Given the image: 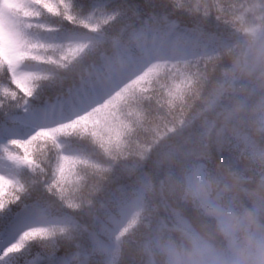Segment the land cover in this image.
<instances>
[{"label":"snow or ice","instance_id":"1","mask_svg":"<svg viewBox=\"0 0 264 264\" xmlns=\"http://www.w3.org/2000/svg\"><path fill=\"white\" fill-rule=\"evenodd\" d=\"M246 2L0 0V264H121L112 209L124 215L121 181L140 168L122 162L180 126L166 74Z\"/></svg>","mask_w":264,"mask_h":264},{"label":"clouds","instance_id":"2","mask_svg":"<svg viewBox=\"0 0 264 264\" xmlns=\"http://www.w3.org/2000/svg\"><path fill=\"white\" fill-rule=\"evenodd\" d=\"M166 75L181 123L150 152L161 174L126 177L113 206L121 264H264V0Z\"/></svg>","mask_w":264,"mask_h":264},{"label":"trees","instance_id":"3","mask_svg":"<svg viewBox=\"0 0 264 264\" xmlns=\"http://www.w3.org/2000/svg\"><path fill=\"white\" fill-rule=\"evenodd\" d=\"M79 2H81V0H73V3H79ZM87 2L91 3V2H93V0H87ZM128 2L132 3V4L140 5V4L145 3V0H128ZM191 2L194 3L195 0H191ZM221 2H223V0H221ZM213 20H214V17H213ZM190 26L191 25H189V27ZM49 99H50V101H55V95L52 94L49 97ZM17 114L19 115L20 113L18 112ZM2 119H3V112L0 111V120H2ZM128 163H136V164L140 165L139 169H141L146 174L153 175V176L161 174L159 172V170L157 169V166H156L155 153H150L149 156L147 157V159L144 160V161L130 160V161H128ZM125 182H126V178H124L121 181V183H125ZM42 251L43 250L39 246H34L33 249H32V257H30V258L37 257L39 254L42 253ZM73 251H74V249H73ZM58 255H60V256H64L65 255V251H64L63 248L58 250Z\"/></svg>","mask_w":264,"mask_h":264}]
</instances>
